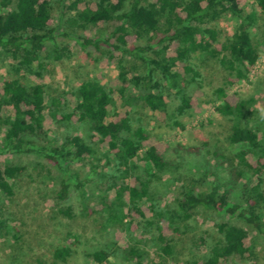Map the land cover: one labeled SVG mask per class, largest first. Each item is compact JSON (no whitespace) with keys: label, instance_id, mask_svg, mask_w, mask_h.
<instances>
[{"label":"trees","instance_id":"obj_1","mask_svg":"<svg viewBox=\"0 0 264 264\" xmlns=\"http://www.w3.org/2000/svg\"><path fill=\"white\" fill-rule=\"evenodd\" d=\"M248 2L0 0V57L14 61L12 71L0 78V154L36 153L52 161L61 173L57 198L67 200L75 192L87 215L100 213L99 226L115 236L87 253L93 264H114L112 256L130 264H166L201 212L216 217L215 235L193 238L199 253L186 255L180 264H264L247 228L264 239V114L249 107L251 99L230 92L264 52L251 31L258 12L264 13V0H254L250 13ZM89 27L97 31L85 34ZM71 34L100 54L94 60L114 63L116 75L107 81L87 77L70 91L50 90L48 65L72 54L58 36ZM203 56L228 72L213 93L217 112L230 123L227 141L237 147L226 174L209 170L173 188L169 183L176 176L165 175L174 165L170 143L146 130L137 113L148 109L161 122L184 128L180 116L204 92L196 63ZM117 96L126 110L118 108ZM69 100L75 104L69 106ZM46 124L54 129L48 131ZM75 124L87 133L69 129ZM189 150L199 152V147ZM25 169L0 161V230L7 228L1 202L15 196ZM163 177L174 193L164 202L166 191L157 184ZM95 194L96 207L90 208L86 199ZM59 212L74 216L71 205ZM138 217L154 227L159 261L145 263L140 239L126 243L121 234L137 229ZM67 242L54 248L52 264L75 253L70 237Z\"/></svg>","mask_w":264,"mask_h":264},{"label":"rangeland","instance_id":"obj_2","mask_svg":"<svg viewBox=\"0 0 264 264\" xmlns=\"http://www.w3.org/2000/svg\"><path fill=\"white\" fill-rule=\"evenodd\" d=\"M253 3L254 0H249L245 7L246 12L252 11ZM232 24V21L226 24L229 26L228 30L232 29ZM95 31H97L96 27H89L84 33L94 34ZM251 31L254 42L258 46L264 44V13L258 12ZM58 42L67 44L72 54L70 57L52 61L48 65L46 80L50 90L70 91L79 81L87 77H97L107 81L116 75L114 63L94 60L93 57L100 54L90 47L83 48L75 35L71 34L67 37L59 35ZM13 62L11 57H0V78L12 71ZM196 63L197 68L202 71L204 92L196 106L180 116L185 125L184 128L161 122L157 119V113L151 114L148 109L141 111L139 109L137 113L145 124L146 130L158 137H164L170 143L168 157L172 159L174 165L170 166L171 171L165 172V175L171 172V175L176 176V180L169 183L173 188L180 185L181 180L186 177L197 176L209 170H218L221 174H226L229 170L228 163L232 161V155L237 147L227 141L226 135L229 132L230 123L217 112L216 96L213 93L214 88L228 72L210 57H199ZM230 92L238 93L243 99H251L249 107L258 110V114H264V52L248 78L236 82ZM116 102L120 110L127 109L120 96H117ZM69 104L73 106L75 101L69 100ZM46 127L48 131L54 129V125L46 124ZM69 129L87 133L82 124H75ZM50 134L52 135V132ZM193 146L199 147V152L189 150V147ZM5 160L24 164L26 169L23 179L16 184L15 196L1 202L7 214V228L0 230V264H41V262L52 264L54 248L68 244V237L74 242L71 245L75 253L63 264H93L87 253L109 242L115 236L111 230H105L99 226L102 222L100 213L87 215L83 209L84 203L76 197L75 192H71L67 200L57 198L55 191L59 187L61 173L52 161L36 153L4 152L0 154V161ZM83 169L86 170L87 167ZM157 184L162 193L166 191L162 201L171 200L174 193L166 187L168 181L165 178L159 179ZM86 201L85 204L88 207L95 208L96 194L94 197L87 198ZM67 205L73 208V217L59 212L60 207ZM146 215L148 219H151L150 211H147ZM215 218L199 213L196 220L191 221L189 231L178 239L175 253L177 256L165 259V263L180 264L186 255L199 253V249L193 246L192 239L206 235L212 240L210 236L215 235L216 231L213 228ZM135 223L139 224L137 229L131 232L125 230L121 233L125 237V242L130 243L137 238L140 239L139 247L145 263L159 261L161 258L157 252L158 241L155 239L154 227L147 224L145 226L146 221L141 217L136 218ZM247 228L256 245L258 259L262 261L264 239L252 228ZM122 258L112 256L111 261L114 264L131 263Z\"/></svg>","mask_w":264,"mask_h":264}]
</instances>
